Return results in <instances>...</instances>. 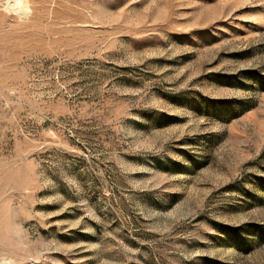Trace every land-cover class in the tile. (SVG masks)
<instances>
[{"label":"rangeland","instance_id":"1","mask_svg":"<svg viewBox=\"0 0 264 264\" xmlns=\"http://www.w3.org/2000/svg\"><path fill=\"white\" fill-rule=\"evenodd\" d=\"M0 264H264V0H0Z\"/></svg>","mask_w":264,"mask_h":264}]
</instances>
